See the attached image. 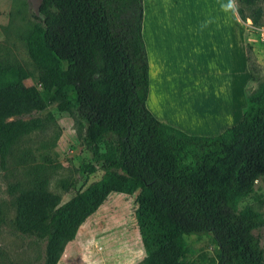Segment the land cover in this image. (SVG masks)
Wrapping results in <instances>:
<instances>
[{
  "label": "trees",
  "instance_id": "obj_1",
  "mask_svg": "<svg viewBox=\"0 0 264 264\" xmlns=\"http://www.w3.org/2000/svg\"><path fill=\"white\" fill-rule=\"evenodd\" d=\"M235 1L252 10L247 17L237 7L240 20L259 27L262 12L254 7L264 0ZM37 12L41 27L26 36L25 48L42 90L24 84L30 72L22 66L0 64V159L38 126L14 117L61 100L84 122L85 148L104 170L83 191L66 186L71 196L61 205L42 183L16 195L12 228L44 243L42 264H56L110 193L136 191L144 264H264V221L238 208L264 173V82L248 95L236 125L213 137L190 136L144 106L141 0H39ZM191 236L210 237L215 258L187 261Z\"/></svg>",
  "mask_w": 264,
  "mask_h": 264
},
{
  "label": "rangeland",
  "instance_id": "obj_2",
  "mask_svg": "<svg viewBox=\"0 0 264 264\" xmlns=\"http://www.w3.org/2000/svg\"><path fill=\"white\" fill-rule=\"evenodd\" d=\"M233 3L241 7L244 16L252 13L250 8L237 1L233 0ZM38 4L39 0H0V64L22 66L30 72L24 84L41 91L38 85L40 72L25 48L26 36L41 27ZM254 8L261 9L260 26L253 27L249 19L241 22L246 39H249V45L256 51L261 63L253 83L245 88V102L248 93L264 82V3H257ZM198 17L190 14L186 32L195 41L199 40L200 61L207 66L206 70L201 69L202 75L217 76L221 72L220 66L212 63L209 57V51L213 47L216 50L217 46L204 38L216 37L220 40L222 36L225 39L228 23L225 20L222 23L204 22L203 17ZM63 106V101L55 100L47 103L42 110L13 118L21 122H37L38 126L20 137L6 158L3 161L0 159V264H42L43 261L44 243L21 236L12 228L14 199L20 191L30 190L42 183L61 205L71 196L66 186L74 183L75 189L83 191L104 174L101 165L92 160L85 148L84 122L72 109L64 110ZM205 106L208 108V105ZM243 112L244 109L239 120ZM100 148L103 149L102 146ZM88 166H93L94 171L88 172ZM137 194L138 191L131 195L110 193L97 210L78 226L73 240L64 245L56 264H144L146 249L135 222ZM245 207L258 213L264 221V173L251 192L238 203L239 209ZM259 235L264 261V226ZM185 244L187 261L209 262L215 258V246L208 236L187 237Z\"/></svg>",
  "mask_w": 264,
  "mask_h": 264
},
{
  "label": "crops",
  "instance_id": "obj_3",
  "mask_svg": "<svg viewBox=\"0 0 264 264\" xmlns=\"http://www.w3.org/2000/svg\"><path fill=\"white\" fill-rule=\"evenodd\" d=\"M141 4L147 111L190 136L213 137L236 125L246 107L245 88L253 83L261 61L246 39L233 0H141ZM190 14L204 22L228 23L225 39L204 38L217 46L209 51L212 63L220 66L217 76L201 73L207 66L200 61L199 40L186 32Z\"/></svg>",
  "mask_w": 264,
  "mask_h": 264
}]
</instances>
